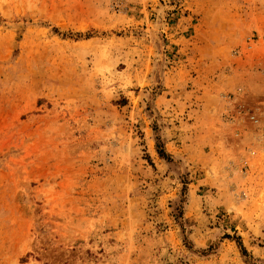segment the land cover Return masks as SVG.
<instances>
[{"label": "rangeland", "instance_id": "rangeland-1", "mask_svg": "<svg viewBox=\"0 0 264 264\" xmlns=\"http://www.w3.org/2000/svg\"><path fill=\"white\" fill-rule=\"evenodd\" d=\"M0 264H264V0H0Z\"/></svg>", "mask_w": 264, "mask_h": 264}, {"label": "trees", "instance_id": "trees-1", "mask_svg": "<svg viewBox=\"0 0 264 264\" xmlns=\"http://www.w3.org/2000/svg\"><path fill=\"white\" fill-rule=\"evenodd\" d=\"M157 151H158L159 155H160L162 158H165V159H169V158H170L169 153H168V152L166 151V149L163 147V145H162V143H161V141H160L159 138H157ZM179 215H181V213H180ZM227 237H228V238H232L230 235H227ZM234 239L237 241V243H238L239 247L241 248V251L243 252V254L246 255V254H247V249H246V247L244 246L243 242L241 241V238H240V237H236V238H234Z\"/></svg>", "mask_w": 264, "mask_h": 264}]
</instances>
